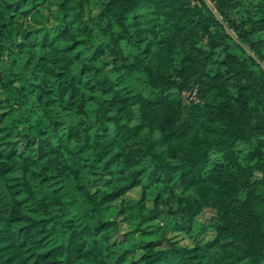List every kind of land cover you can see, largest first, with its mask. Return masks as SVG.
<instances>
[{
	"label": "trees",
	"instance_id": "obj_1",
	"mask_svg": "<svg viewBox=\"0 0 264 264\" xmlns=\"http://www.w3.org/2000/svg\"><path fill=\"white\" fill-rule=\"evenodd\" d=\"M207 1L0 0V264H264V0Z\"/></svg>",
	"mask_w": 264,
	"mask_h": 264
},
{
	"label": "rangeland",
	"instance_id": "obj_2",
	"mask_svg": "<svg viewBox=\"0 0 264 264\" xmlns=\"http://www.w3.org/2000/svg\"><path fill=\"white\" fill-rule=\"evenodd\" d=\"M140 193V187H134L132 189H130L126 194L128 197L131 198H137L139 196ZM211 214V210L209 208H204L201 212L198 213V215L196 216L195 220L198 224H203L208 222L209 216ZM158 218L161 220L164 219V213H159L158 214ZM171 235L173 238H176L180 243L182 244H187V245H191L192 241L194 240H205L207 238H209L211 236V230L207 229L205 231H196L192 236H186L183 233H179V232H169L167 234ZM141 252V250H138L136 255H139ZM132 258V256H128V259L130 260Z\"/></svg>",
	"mask_w": 264,
	"mask_h": 264
},
{
	"label": "water",
	"instance_id": "obj_3",
	"mask_svg": "<svg viewBox=\"0 0 264 264\" xmlns=\"http://www.w3.org/2000/svg\"><path fill=\"white\" fill-rule=\"evenodd\" d=\"M205 2H206V4L208 5V7L211 9V11L214 13V15L216 16V18H218L219 21L224 25V27L227 29V31L230 33V35H231L234 39H236L235 36L230 32V30L228 29V27H227V26L224 24V22L221 20V18L218 16V14L215 12V10L212 8V6L210 5V3H209L207 0H205ZM246 50H247L249 53H251V52L249 51L248 48H246ZM254 57H255V56H254Z\"/></svg>",
	"mask_w": 264,
	"mask_h": 264
}]
</instances>
